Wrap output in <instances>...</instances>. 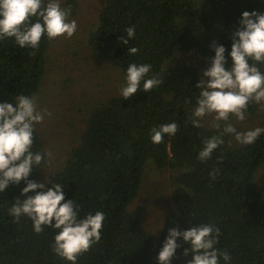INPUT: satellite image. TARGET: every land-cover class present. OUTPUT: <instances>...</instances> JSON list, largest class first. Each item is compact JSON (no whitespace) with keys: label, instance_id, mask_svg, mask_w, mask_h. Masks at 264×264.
I'll return each instance as SVG.
<instances>
[{"label":"trees","instance_id":"1","mask_svg":"<svg viewBox=\"0 0 264 264\" xmlns=\"http://www.w3.org/2000/svg\"><path fill=\"white\" fill-rule=\"evenodd\" d=\"M69 5L71 17L75 1L65 0L61 7ZM245 11L264 13V0H105L87 38L91 56L123 75L130 63L150 64L146 79L155 75L163 83L144 92L141 82L131 98L111 97L89 110L64 168L45 184V190L53 183L62 184L65 201L78 206L79 218L97 211L105 214L101 240L76 264H157L170 229L182 232L200 224L220 228L216 247L230 254L229 264H264V198L255 184L258 169L264 168V133L251 145H240L226 135L211 159L199 161L204 141L219 135L204 122L198 129L190 123L201 78L192 66H166L178 52L190 50L210 64L215 42L225 47V67L230 68L232 32ZM133 26L135 37L123 45L120 37L127 38L125 30ZM13 39L0 41V103H15L21 94L36 97L45 75L49 39L42 37L35 57ZM131 47L138 48L135 55H128ZM257 66L264 72V64ZM258 108L251 103L246 113L253 116ZM165 123H176L178 131L154 145L151 130ZM32 150L44 154V161L29 176L37 182L48 157L36 126ZM148 164L175 171L173 210L157 237L141 225L143 207L129 209ZM214 169L219 171L213 180L209 173ZM23 187L21 181L0 192V264H70L51 250L58 230L44 228L36 234L27 217L12 222L8 209L16 198H25L20 196ZM176 243L180 247L171 264H188L191 252L183 253L190 245L180 238Z\"/></svg>","mask_w":264,"mask_h":264},{"label":"clouds","instance_id":"2","mask_svg":"<svg viewBox=\"0 0 264 264\" xmlns=\"http://www.w3.org/2000/svg\"><path fill=\"white\" fill-rule=\"evenodd\" d=\"M72 8L61 7L60 0H0V41L14 38L13 42L21 49H28V55L35 57L42 37L49 40L58 37L71 38L77 31L75 20H68ZM127 38L121 36L120 42L128 45L135 37V28L128 27ZM215 55L210 67L203 72L196 87L201 89L192 109L190 123L193 128H202V120L212 117L211 127L219 135L204 141L197 159L201 162L211 159L215 150L224 143L226 135L232 136L240 145H251L264 133V128L238 131L230 122L244 121L251 103L264 106V72L257 66L264 64V13L255 11L242 13L239 27L232 32L231 50L228 53L232 61L230 68L225 67L226 49L215 42L212 44ZM138 48H128V55H135ZM150 64L130 63L125 73V85L120 90L124 99L131 98L140 90L149 92L163 81L153 75ZM51 117L46 109L40 110L35 96L17 95L15 103H0V192L10 185H19L24 181L20 196L8 209L13 223H19L22 217L31 221L34 233L40 234L44 228L58 230L51 244L52 252L61 259L76 264L79 256L87 253L102 238L105 214L97 211L79 218L78 206L73 200L65 201L62 184L53 183L45 190V183L30 180L33 168L44 161V154L33 152L34 131L37 124ZM178 131L176 123H165L151 130V142L156 145L163 142L165 136L171 137ZM48 155H51L48 153ZM222 159V157L220 158ZM218 169L209 173L215 179ZM28 193L34 195L28 196ZM43 226V227H42ZM221 230L213 224H200L186 231L170 229L159 251L157 264H171L180 238L190 245L183 255L191 252L188 264H229L231 256L221 252L219 243Z\"/></svg>","mask_w":264,"mask_h":264},{"label":"rangeland","instance_id":"3","mask_svg":"<svg viewBox=\"0 0 264 264\" xmlns=\"http://www.w3.org/2000/svg\"><path fill=\"white\" fill-rule=\"evenodd\" d=\"M76 8L68 20H75L77 31L65 39L49 40L45 60V75L36 102L40 110L46 109L51 117L45 116L36 129L44 143L48 162L37 178L38 183H47L56 172L61 171L71 150L77 146L79 136L85 128L89 110L111 97H119L125 85V75L105 63L93 58L87 48V38L94 29L97 16L105 0H74ZM65 0H60V4ZM189 65L198 71L201 79L210 64L200 59L194 50L178 52L167 67ZM259 105L256 114L246 113L244 121L231 119L238 131L264 128V106ZM202 122L211 126L212 117ZM50 153L51 155H48ZM175 171L170 168L154 169L149 164L144 168L140 191L129 209L141 206L144 209L141 225L157 237L165 218L172 212V179ZM255 184L264 198V168L255 175Z\"/></svg>","mask_w":264,"mask_h":264}]
</instances>
